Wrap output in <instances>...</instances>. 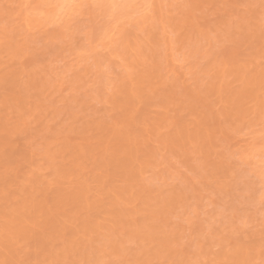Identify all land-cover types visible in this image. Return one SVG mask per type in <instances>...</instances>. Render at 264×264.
<instances>
[{
    "label": "rangeland",
    "instance_id": "374dc122",
    "mask_svg": "<svg viewBox=\"0 0 264 264\" xmlns=\"http://www.w3.org/2000/svg\"><path fill=\"white\" fill-rule=\"evenodd\" d=\"M0 239V264H264V0H0Z\"/></svg>",
    "mask_w": 264,
    "mask_h": 264
},
{
    "label": "bare ground",
    "instance_id": "6f19581e",
    "mask_svg": "<svg viewBox=\"0 0 264 264\" xmlns=\"http://www.w3.org/2000/svg\"><path fill=\"white\" fill-rule=\"evenodd\" d=\"M261 91H262V90H261ZM261 91H259V92H261ZM19 100H20V99H19ZM15 104H17V103H15ZM20 105H22V104H20ZM20 108L23 109L21 106H20ZM20 111H21V110H20ZM19 116H21V113L19 114ZM118 139H119V138H118ZM118 141L120 142L121 139H119ZM122 142H124V141L122 140ZM117 143H118V142H117ZM120 143H121V142H120ZM120 143H118V144H120ZM124 145H125V146H124ZM128 145H129V144H128ZM128 145L125 144V142H124L123 147H124V148H125V147H129ZM121 147H122V145L120 144V146H118V148H121ZM124 148H123V149H124ZM127 150H130V148H128ZM118 161H119V160H118ZM119 162H120V161H119ZM67 191H68V190H67ZM63 192H64V191L62 190V193H63ZM74 192H75V194H76V191H74ZM84 192H88V191L86 190V191H84ZM65 193H66V191H65ZM67 193L69 194V192H67ZM63 194H64V193H63ZM63 194H62V196H63ZM68 194H67V197H66V194H65V196H63V197H65L64 199L69 203V201H68L67 199H68V198H69V199H73V198H75V197L70 198V197H72V195L69 197ZM85 195H86V194H85ZM87 195H88V194H87ZM62 196H61V197H62ZM80 198H81V197H80ZM80 198H79V199H80ZM65 200H62V198H61V202H62V201L66 202ZM77 200H78V198H77ZM87 200H88V199H87ZM70 201H71V200H70ZM75 201H76V199H74V202H75ZM80 201H81V200H80ZM82 201H83V199H82ZM82 201L79 202V200H78V203H77V204H79V203H84V202H85V201H84V202H82ZM64 202L61 203V205L63 204V205L65 206L66 204H64ZM76 202H77V201H76ZM88 202H89V201H88ZM68 203H67V204H68ZM69 204H70V203H69ZM90 204H91V203H90ZM99 204H100V203H99ZM61 205H60V207H61V208H64L63 205H62V206H61ZM92 205H93V204H92ZM97 205H98V204H97ZM66 206H69V205H66ZM66 206H65V207H66ZM72 206H73V205H72ZM72 206H71V207H72ZM75 206H76V205H75ZM77 206H78V205H77ZM77 206H76V207H77ZM82 206H83V205H82ZM16 208L18 209V207H16ZM16 208H15V210H16ZM19 208H20V207H19ZM74 208H75V207H74ZM20 209H21V208H20ZM13 210H14V208H13ZM13 210H11V211H12L11 214L13 215V213H15L14 215H17L16 213H17L18 211L13 212ZM18 213H19V212H18ZM47 214H48V213H47ZM12 215H11V217H10L11 219H12ZM14 215H13V219H14ZM18 215H19V214H18ZM49 215H50V214H49ZM19 216L21 217L22 215H19ZM10 218H9V219H10ZM15 218H16V217H15ZM17 218H18V217H17ZM21 218H22V217H21ZM41 218H42V217H41ZM44 219H46V218H44ZM44 219L41 220L42 223H43V221H44V223H45V220H44ZM39 220H40V219H39ZM48 220L50 221V219H49V218L46 219V221H47V223H48V225H49V223H50L51 221L49 222ZM14 221H15V220H14ZM17 221H18V219H17ZM20 221H21V220H20ZM24 221H25V220H24ZM24 221H23V222H24ZM34 221H35V220H34ZM37 221H38V220H37ZM7 222H8V220H7ZM23 222H22V223H23ZM29 222H30V221H29ZM9 223H11L10 220H9ZM12 223H13V222H12ZM12 223H11V225H12ZM14 223H16V221H15ZM19 223H20V222H19ZM26 223H27V222H26ZM32 223H33V222H32ZM54 223H55V222H54ZM7 224H8V223H7ZM40 224H41V222H40ZM50 224L52 225V223H50ZM22 225H23V224H22ZM22 225H21V226H22ZM32 225H33V224H32ZM32 225H31V226H32ZM41 225H42V226H43V225L45 226V225H47V224H41ZM9 226H10V224L8 225V227H9ZM15 226H16V227H14V226H11V227H14V228L18 229L17 223H16ZM23 226H25V225H23ZM23 226H22V227H23ZM36 226H37V227L39 226V225H38V222H37ZM8 227H7V228H8ZM33 227H34V226H33ZM19 228L21 229L20 226H19ZM28 228H29V226L27 227V229H28ZM34 228H35V227H34ZM8 229H10V228H8ZM12 229H13V228H12ZM20 229H19V230H20ZM27 229H26V231H27ZM22 231H25V227L22 228ZM29 231H30V230H29ZM30 232H31V231H30ZM26 233H27V232H26ZM27 234H28V233H27ZM0 240H2V239H0ZM1 242H2V241H0V244L5 243V242H7V241H3L2 243H1ZM8 253L11 254L9 251H8ZM5 256H6V255H5ZM8 257H9V256H8ZM12 257H13V254H12ZM13 258H15V257H13ZM9 259H11V261L13 262V260H12L11 257H9ZM17 263H18V262H17ZM13 264H16V262L14 261Z\"/></svg>",
    "mask_w": 264,
    "mask_h": 264
}]
</instances>
